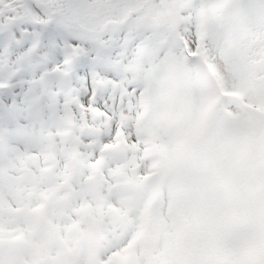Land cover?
I'll list each match as a JSON object with an SVG mask.
<instances>
[{
    "label": "snow or ice",
    "instance_id": "snow-or-ice-1",
    "mask_svg": "<svg viewBox=\"0 0 264 264\" xmlns=\"http://www.w3.org/2000/svg\"><path fill=\"white\" fill-rule=\"evenodd\" d=\"M0 264H264V0H0Z\"/></svg>",
    "mask_w": 264,
    "mask_h": 264
}]
</instances>
